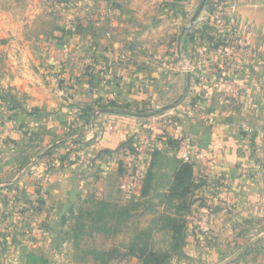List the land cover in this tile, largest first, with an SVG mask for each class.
Here are the masks:
<instances>
[{"label": "crops", "instance_id": "obj_1", "mask_svg": "<svg viewBox=\"0 0 264 264\" xmlns=\"http://www.w3.org/2000/svg\"><path fill=\"white\" fill-rule=\"evenodd\" d=\"M39 4H26L15 20L6 13L0 23V183L34 184L38 178L22 170L36 164L46 169L41 181L52 189L50 199L80 201L87 192L71 196L63 188L90 185L96 203L136 201L139 210L130 212L146 214L153 197L144 193L145 170L149 186L166 176L170 184L184 162L194 161L185 236L191 263L225 264L233 247L253 236L262 250L257 264H264V170L251 172L253 163L264 164V0H240L237 27L253 55L243 70L240 57L203 61L214 0H78L57 19L44 17ZM78 108H91L96 119L74 130L84 144L67 137ZM139 143L144 179L126 165ZM84 146L87 156L72 162ZM161 162L169 163L167 175ZM103 222L94 230H124L117 220L113 228Z\"/></svg>", "mask_w": 264, "mask_h": 264}, {"label": "rangeland", "instance_id": "obj_2", "mask_svg": "<svg viewBox=\"0 0 264 264\" xmlns=\"http://www.w3.org/2000/svg\"><path fill=\"white\" fill-rule=\"evenodd\" d=\"M32 1L35 0H0V23H3V17L7 14L12 20L24 15L25 5ZM77 1L40 0L39 5L44 10V17L52 16L57 19L64 17L69 6L72 7ZM72 24L79 25L80 21L73 18ZM1 31L3 32L2 28L0 33ZM1 54L0 64L3 67V53ZM2 107L3 102H0V108ZM80 114L81 109L78 108L75 125H71L67 134L68 138L79 141L82 137L78 133L83 131L78 122ZM2 121L3 115L0 116V123ZM91 122L93 121L90 120V124ZM139 145L140 143L135 145L137 152L140 151ZM56 148L57 143L50 150ZM85 150V146L75 150L76 153L72 154L76 158L72 162H77L82 155L87 156ZM52 153L47 151L46 155L51 157ZM161 163L163 167L160 168L167 175L169 163L165 167ZM44 171L45 168L37 167L36 164L22 170L23 175L38 178V182L34 184L25 183L23 186L8 181L0 183V264H166V261L170 264H193L191 260L194 253L187 257L186 238L180 247L177 246L180 239L176 232V226H187L189 210L184 207L190 194L174 190V181L168 184L167 176L159 184L153 180L155 185L152 183V187L149 186L151 181L148 183L145 177L144 182L148 186H144V193L147 190L153 199L147 201L151 204L152 211L142 214L140 211L130 212L131 208L139 210L140 202L136 201L130 206H112L115 203L106 200H97L96 203L93 198L96 187L93 186L92 189L90 185L87 190L80 187L72 189L69 186L63 188L69 195L72 191L71 196H76L75 192L79 189L87 192L85 199L81 198L80 201L77 198L50 199L52 189L41 181L46 176ZM141 175L144 179L143 173ZM122 188L126 192L132 191L124 183ZM83 200L88 201L84 203ZM97 208L98 214L94 215ZM99 220L105 222V228H113L116 224L112 222L117 220L118 225L123 224L124 230L120 233L96 231L94 229L101 222H97ZM217 234L218 232L213 231L210 235L216 238ZM252 238L250 236L245 242V247H238L242 243L236 244L232 249L233 256L225 264H257L262 250L255 247L259 239ZM242 257L248 258L249 262L245 263ZM118 258L121 262L115 261Z\"/></svg>", "mask_w": 264, "mask_h": 264}, {"label": "built area", "instance_id": "obj_3", "mask_svg": "<svg viewBox=\"0 0 264 264\" xmlns=\"http://www.w3.org/2000/svg\"><path fill=\"white\" fill-rule=\"evenodd\" d=\"M240 7V0H214V9L211 13V22L206 30L201 41L200 53L203 56V61H232L235 58H241L238 63L240 69H244L246 65L253 62V55L247 39L240 33L237 27V14ZM182 69L186 72L192 70L190 63H184ZM93 70V69H92ZM91 69L90 71L93 72ZM230 91L232 95L238 93V89L234 82L230 83ZM94 123L96 119L92 120ZM92 122V123H93ZM152 130H156V126H151ZM138 153L136 154L135 171L136 176H142L141 169L139 170L138 160L141 158L143 150L142 145H139ZM203 157L202 153H198ZM184 157L191 159L189 151H185ZM264 170L262 162L253 163L251 172L259 173Z\"/></svg>", "mask_w": 264, "mask_h": 264}, {"label": "trees", "instance_id": "obj_4", "mask_svg": "<svg viewBox=\"0 0 264 264\" xmlns=\"http://www.w3.org/2000/svg\"><path fill=\"white\" fill-rule=\"evenodd\" d=\"M89 69V67H87V70ZM87 77L91 78L93 77V73L90 71L87 72L85 74ZM67 96V95H65ZM99 102L102 101V99H98ZM102 104V103H100ZM109 104H116L114 102H111ZM106 105H103V107ZM90 111H92L91 108H84L81 110V114L79 116V123H80V127L81 130H83L89 123L91 120V114ZM84 143L81 140H76L75 143ZM131 152H132V160H130L126 165H127V170L131 173H133L135 171V167H134V161H133V157H136L137 149L136 147L131 145ZM136 159V158H135ZM194 164L195 162H184L181 167L176 171L175 175H174V183H173V188L176 191H182V193H191L193 190V188H195L197 186V184L194 182ZM150 175V172L147 171L146 173V179L148 178V176ZM184 196V194H182ZM185 209L189 210V203L187 200V203L185 204ZM176 232H177V238L180 239V243L177 244L178 247H180L182 245V242L184 241V238L186 236V226L183 227L182 225L176 226ZM185 231V232H184Z\"/></svg>", "mask_w": 264, "mask_h": 264}, {"label": "water", "instance_id": "obj_5", "mask_svg": "<svg viewBox=\"0 0 264 264\" xmlns=\"http://www.w3.org/2000/svg\"><path fill=\"white\" fill-rule=\"evenodd\" d=\"M193 194H194V193H193ZM165 263H166V264H170V262H169V261H166Z\"/></svg>", "mask_w": 264, "mask_h": 264}]
</instances>
